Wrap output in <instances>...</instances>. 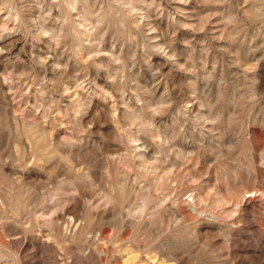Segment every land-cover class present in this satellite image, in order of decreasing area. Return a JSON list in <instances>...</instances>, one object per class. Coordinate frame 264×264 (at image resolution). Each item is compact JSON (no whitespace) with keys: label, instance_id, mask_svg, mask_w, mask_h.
<instances>
[{"label":"rangeland","instance_id":"rangeland-1","mask_svg":"<svg viewBox=\"0 0 264 264\" xmlns=\"http://www.w3.org/2000/svg\"><path fill=\"white\" fill-rule=\"evenodd\" d=\"M129 5L183 24L148 39ZM0 20V264H264V0Z\"/></svg>","mask_w":264,"mask_h":264},{"label":"bare ground","instance_id":"bare-ground-1","mask_svg":"<svg viewBox=\"0 0 264 264\" xmlns=\"http://www.w3.org/2000/svg\"><path fill=\"white\" fill-rule=\"evenodd\" d=\"M141 1V0H140ZM151 1V0H150ZM173 1V0H172ZM182 1V0H181ZM63 2H65V1H63ZM124 2H126V1H124ZM66 3V2H65ZM127 3H129V2H127ZM149 3H152V2H149ZM181 3V2H180ZM187 3V2H186ZM185 3V4H186ZM68 4V3H67ZM114 4V3H113ZM144 4H146V3H144ZM41 5H43V4H41ZM152 5V4H151ZM153 5H154V3H153ZM187 5V4H186ZM49 6V5H48ZM41 7V6H40ZM43 7V6H42ZM70 7V6H69ZM72 7V6H71ZM175 7H177V6H175ZM180 7V6H179ZM35 7H33V9H34ZM51 8V7H50ZM148 8V7H147ZM146 8V9H147ZM158 8H160V7H158ZM73 8H71V10H72ZM123 9V8H122ZM152 9V8H151ZM165 9V8H164ZM44 10H45V8H44ZM137 9H136V7H134V6H125L124 7V9L122 10V11H124V13H125V15H126V17H128L129 18V22L133 25L132 26V28H133V30L134 31H139V32H141V33H143L144 34V36L145 37H147L148 39H151V38H154L155 36H156V34L158 33V32H156V30L159 28V27H165V30H163V31H165V33H166V31H168L167 29L169 28L170 29V27H174V26H176L175 25V23L177 22V23H181V21H175V17L173 16L172 18H168L167 16H166V18L165 19H162V18H158L157 17V19H154V20H145V18L146 17H149L150 16V14H149V12L148 11H146L145 12V16L144 15H142V16H140V17H138L137 16V14L135 13V11H136ZM153 10V9H152ZM182 10H184V9H182ZM145 11V10H144ZM163 11V10H162ZM178 11H180V10H177L176 12H178ZM185 11V10H184ZM183 11V12H184ZM187 11V10H186ZM41 12V11H40ZM141 12H142V10H141ZM161 12V11H160ZM175 12V11H174ZM188 12V11H187ZM186 12V13H187ZM39 13V12H38ZM154 13V12H153ZM164 13H166V12H164ZM189 13V12H188ZM156 14H157V12H156ZM172 14V13H171ZM185 14V13H184ZM6 15V14H5ZM140 15V14H139ZM158 15V14H157ZM183 15V14H182ZM182 15H181V17H182ZM180 16V15H179ZM185 16V15H184ZM187 16V15H186ZM153 17V16H152ZM154 17H156V16H154ZM153 17V18H154ZM163 17V16H162ZM170 17H171V15H170ZM183 18V17H182ZM4 19V18H3ZM66 19V18H65ZM120 19V18H119ZM39 20V19H38ZM1 21V20H0ZM66 21V20H65ZM64 21V22H65ZM77 21H78V19H77ZM99 21H100V19H99ZM54 22V21H53ZM63 22V23H64ZM97 22V21H96ZM191 22V21H190ZM189 22V23H190ZM123 23V22H122ZM185 23V22H184ZM187 23V22H186ZM69 24V23H68ZM67 24V25H68ZM97 24V23H96ZM181 24H183V23H181ZM122 25V24H121ZM179 25V24H178ZM69 26V25H68ZM71 26V25H70ZM92 26V25H91ZM37 27V26H36ZM42 27H44V26H42ZM178 28V27H177ZM38 29H39V27H38ZM42 29V28H41ZM84 29V28H83ZM82 29V30H83ZM40 30V29H39ZM43 30V29H42ZM44 30H45V28H44ZM43 30V31H44ZM46 30H49V29H47L46 28ZM45 30V31H46ZM86 30V29H85ZM85 30H83V31H85ZM173 30V29H172ZM50 31V30H49ZM75 31V30H74ZM48 32V31H47ZM77 32V31H76ZM173 32H175L174 30H173ZM43 33V32H42ZM41 33V34H42ZM78 33V32H77ZM84 34V33H83ZM159 34V33H158ZM57 35V34H56ZM79 35V34H78ZM167 35V34H166ZM46 36V35H45ZM54 36V35H53ZM168 36V35H167ZM48 37H50L51 38V36H48ZM160 37H161V35H160ZM172 37H174V36H172ZM49 38V39H50ZM165 38V37H164ZM163 38V36H162V39H164ZM48 39V38H47ZM52 39V38H51ZM174 39V38H173ZM154 40H156V39H154ZM52 41V40H51ZM173 42H175V40L173 41ZM172 42V43H173ZM162 44V43H161ZM167 44V43H166ZM87 45V44H86ZM159 45H160V43H158V42H154V43H151V44H149V47H151V48H155V47H158V48H161V47H159ZM165 46V45H164ZM174 46V45H173ZM78 47V46H77ZM48 48V47H47ZM80 48V47H79ZM84 48V47H83ZM173 48V47H172ZM2 49H3V47H2ZM40 49V48H39ZM51 49V48H50ZM87 49V48H86ZM149 49V48H148ZM168 49H171V47H169ZM168 49H166V50H168ZM4 50V49H3ZM42 50V49H41ZM47 50V49H46ZM49 50V49H48ZM78 50V49H77ZM84 50H85V48H84ZM161 50V49H160ZM173 50V49H172ZM175 51V50H174ZM45 52V51H44ZM163 53H164V56L166 57V55H168V53L165 51V49L164 48H162V55H163ZM40 54V53H39ZM38 54V55H39ZM47 54V53H46ZM48 54H49V52H48ZM173 54V53H172ZM42 57V56H41ZM45 57V56H44ZM50 57V56H49ZM44 58V60L42 61L43 63H48V62H50L51 60H50V58ZM52 57H54V56H52ZM51 57V58H52ZM59 57V56H58ZM168 57V56H167ZM39 58V57H38ZM36 59V58H35ZM54 59V58H53ZM56 59V58H55ZM60 60H61V58H60ZM88 61V60H87ZM96 61V60H95ZM155 61V60H154ZM41 62V63H42ZM54 62H56L55 60H54ZM62 62V61H61ZM52 63V62H51ZM57 63V62H56ZM97 63V62H96ZM53 64V63H52ZM51 64V65H52ZM56 65V64H55ZM59 65V64H58ZM56 67V66H55ZM89 67V66H88ZM93 67V66H92ZM59 68V67H58ZM91 68V67H90ZM100 68V67H99ZM61 69V68H60ZM59 69V70H60ZM61 71V70H60ZM53 73V72H52ZM93 73H95V72H93ZM60 74H61V72H60ZM156 74H157V72H156ZM79 76V75H78ZM46 77V76H45ZM49 78V77H48ZM67 84V83H66ZM78 84V83H77ZM28 85V84H27ZM70 85V84H69ZM80 85V84H79ZM78 85V86H79ZM74 86V85H73ZM71 87V86H70ZM90 87V86H89ZM156 87H158V86H156ZM25 89V88H24ZM157 89V88H156ZM75 91V90H74ZM17 94V93H16ZM116 96H118V95H116ZM121 97V96H120ZM191 98V97H190ZM117 99H118V97H117ZM194 99V98H193ZM196 99V98H195ZM191 101H192V99H191ZM190 106H191V104H190ZM185 109H186V107H185ZM184 109V110H185ZM188 109V108H187ZM194 109V108H193ZM192 110V109H191ZM196 112V111H195ZM189 118H190V116H189ZM145 150V149H144ZM148 151V150H147ZM146 152V151H145ZM175 160H177V158L175 159ZM174 160V161H175ZM176 162V161H175ZM179 163V162H178Z\"/></svg>","mask_w":264,"mask_h":264}]
</instances>
